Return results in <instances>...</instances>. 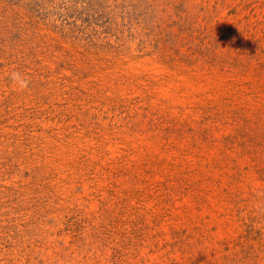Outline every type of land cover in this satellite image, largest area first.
Returning <instances> with one entry per match:
<instances>
[{
  "label": "rangeland",
  "instance_id": "obj_1",
  "mask_svg": "<svg viewBox=\"0 0 264 264\" xmlns=\"http://www.w3.org/2000/svg\"><path fill=\"white\" fill-rule=\"evenodd\" d=\"M0 264H264V0H0Z\"/></svg>",
  "mask_w": 264,
  "mask_h": 264
}]
</instances>
